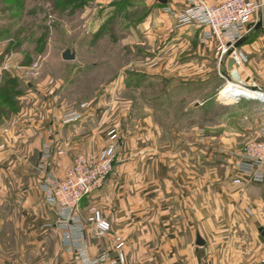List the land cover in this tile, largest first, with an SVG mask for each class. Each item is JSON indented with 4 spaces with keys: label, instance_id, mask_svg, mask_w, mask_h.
I'll use <instances>...</instances> for the list:
<instances>
[{
    "label": "crops",
    "instance_id": "obj_1",
    "mask_svg": "<svg viewBox=\"0 0 264 264\" xmlns=\"http://www.w3.org/2000/svg\"><path fill=\"white\" fill-rule=\"evenodd\" d=\"M96 1L105 3L104 16L114 9L112 18L141 3ZM199 1L215 6L227 0ZM143 3L149 8L146 17L129 22L128 27L136 36L141 30L153 41V47L158 46L150 50L153 59L148 67L152 77L160 72L172 77L179 74L175 81L181 87L197 85L200 90L214 85L222 75L230 77L228 61H219L218 43L202 41L208 28L199 22L177 28L176 17L166 11L185 12L190 8L189 0ZM107 22L103 20L97 32H87L75 41L76 62L71 66L74 78L65 87L47 80L36 85L27 83L28 91L23 92L22 72L18 69L24 67L9 64L21 50L13 52L8 63L0 64V86L13 80L11 86L19 93L15 113L11 106L0 110V264L87 263L81 253L64 247L58 228L59 212L45 200L44 174L39 167L48 145L52 150L49 173L63 178L76 156L94 159L105 151L109 129L126 137L121 160L104 186L82 201L80 215L86 222L90 209H98L111 222L112 232L106 238H95L87 230L88 259H97L112 249L119 237L124 242V264H264V185H237L230 164L225 168L227 176H221L214 166L209 167L213 171H206L203 158L198 154L196 159L188 156V146L179 149L174 141H165L166 131L152 106L136 95L141 84L131 79L123 77L115 82L110 93L137 91L128 102L130 108L134 107V120L132 112L127 113L130 108L115 107L104 91L91 103L70 98L76 77L98 68L96 62L91 67L77 64L79 52L84 47L86 53H95ZM258 42L243 46L242 52ZM236 69L240 72L238 66ZM172 77L163 82L168 84ZM163 100L166 98L159 102ZM85 104L87 108H83ZM69 113L81 114L82 118L66 124L64 117ZM247 210L253 215L249 216ZM117 258L112 249L111 261L105 264H120L114 263Z\"/></svg>",
    "mask_w": 264,
    "mask_h": 264
},
{
    "label": "rangeland",
    "instance_id": "obj_2",
    "mask_svg": "<svg viewBox=\"0 0 264 264\" xmlns=\"http://www.w3.org/2000/svg\"><path fill=\"white\" fill-rule=\"evenodd\" d=\"M55 1L57 8L52 0H0V64L8 63L12 53L21 50L11 58L9 64L24 67H16L22 72L23 92L28 91L27 83L36 85L48 80L50 84H62L63 87L71 83L74 78V69L71 66L76 62L77 55L76 40L87 32H97L106 19V33L97 42L95 53L90 55L83 47L77 63L91 67L96 62L98 68L94 72H85L76 77V88L70 98L74 102L86 99L85 101L91 103V100L98 98L104 91V95L108 94L111 102L116 103L115 107L121 110L130 108L128 102L137 91L125 89L113 93L114 95L110 92L113 89L111 86L122 81L123 77L131 79L134 83L141 84L136 95L141 102L148 105L150 103L152 106L158 116L157 121L166 131L165 141H174L173 145L179 149L188 146V156L196 159L195 154H198L203 158L206 171H213L209 167L214 166L219 168L221 176H227L228 169L225 168L230 164L231 174L239 176L236 171L238 155L255 139L264 121V102L233 99L237 96L233 92V84L240 83L246 89L250 87L264 91V30L258 34L252 33L253 31L248 33L247 36L253 34L249 44L257 39L259 42L256 47L243 52L247 63L238 66L240 72L235 67L238 79L222 75L214 85L205 90H200L197 85L184 88L175 81L179 74L173 77L163 72L157 73V77L150 75L152 72L149 71L148 63L153 59L150 50H155L158 46L153 47V41L141 30L136 36L128 27L129 22L140 21L146 17L149 8L143 2L147 0H141L140 6L127 13L122 10L121 15L114 18V9H109L108 16H104L105 3H97L96 0H83L86 3L83 7L79 5L80 2L68 5L66 0ZM83 44L85 45V41ZM7 51L11 52L5 55ZM66 53L74 54L75 60H66ZM229 58V54L225 55L223 63ZM171 77L173 81L168 84L163 82ZM19 84L18 82V87ZM58 93L60 89L55 95ZM164 98L166 101L163 100L161 104L159 99ZM152 100L156 101L153 105ZM85 105L88 107V104ZM186 109L188 112L184 113ZM134 111V107H131L127 112H132L131 120H134ZM15 112L16 110L13 111ZM74 114L76 113H69L64 119ZM129 128L132 129L131 126ZM112 131L118 135L124 148L126 137L123 134L121 136L117 130L109 129L107 139L109 140ZM127 131L131 133V130ZM143 140L147 143V139Z\"/></svg>",
    "mask_w": 264,
    "mask_h": 264
},
{
    "label": "built area",
    "instance_id": "obj_3",
    "mask_svg": "<svg viewBox=\"0 0 264 264\" xmlns=\"http://www.w3.org/2000/svg\"><path fill=\"white\" fill-rule=\"evenodd\" d=\"M190 8L178 13L172 9L166 10L177 19V28L190 26L199 22L208 28L202 41L215 40L219 45V61L223 63L225 55H230L236 62L235 67L247 63V58L236 48L251 31L258 21L259 14H264V0H227L215 6H208L199 0H189ZM258 96L264 94L261 89L250 88ZM259 92V93H258ZM264 102L258 97H242ZM234 99V98H233ZM87 106L84 105L83 108ZM81 114L70 115L65 118L66 124L81 120ZM122 144L115 131L110 132L107 149L97 158L88 159L78 155L72 167L63 178H58L49 173V163L52 159L51 147L46 145L40 165L44 174L42 190L46 202L58 209V228L62 234V242L69 252L78 251L87 260L86 264H105L110 262V253L115 250L118 258L115 262L125 263L124 242L117 237L113 248H108L97 259L87 257V230L95 238H106L112 232V224L105 219L96 208L90 209V216L85 222L80 215L82 201L101 189L107 179L115 174L119 162ZM236 171L239 176L235 184L244 185L247 182L264 185V121L261 123L255 139L250 141L238 155ZM249 216L253 215L247 210Z\"/></svg>",
    "mask_w": 264,
    "mask_h": 264
},
{
    "label": "trees",
    "instance_id": "obj_4",
    "mask_svg": "<svg viewBox=\"0 0 264 264\" xmlns=\"http://www.w3.org/2000/svg\"><path fill=\"white\" fill-rule=\"evenodd\" d=\"M52 2L54 4L55 8H57L56 7L57 1L54 2V0H52ZM66 2H67L68 5H71L72 3H79L80 2L79 5L82 6V7L85 6V4H86L83 0H66ZM59 11H61V9ZM260 32L261 31H254L253 30L252 33L258 34ZM251 36H246L241 41L242 42V45L249 44L251 42V40H250ZM10 52L11 51H7L5 53V55L10 54ZM13 83H14L13 80H7L5 86H3V87L0 86V110H2L4 107H9V106H11L12 112L14 110H16V109H14V107H15L14 106L15 105V98H16V95H19V93L15 91L14 87L11 86Z\"/></svg>",
    "mask_w": 264,
    "mask_h": 264
},
{
    "label": "water",
    "instance_id": "obj_5",
    "mask_svg": "<svg viewBox=\"0 0 264 264\" xmlns=\"http://www.w3.org/2000/svg\"><path fill=\"white\" fill-rule=\"evenodd\" d=\"M158 2H160L161 4H167V1L168 0H157ZM254 31H263L264 30V14H259L258 16V21L256 23V25L254 26ZM244 45H242V42H239L237 45H236V48L239 49L241 47H243ZM64 58L66 60H70V61H73L75 60V55L74 54H70V53H66L64 55ZM235 60L233 58H229L228 60V69H229V72H230V76L231 78L233 77V73L236 72L238 74V71L235 69ZM235 100H239L240 97L239 96H235L234 97ZM200 245H203L202 243H200Z\"/></svg>",
    "mask_w": 264,
    "mask_h": 264
},
{
    "label": "bare ground",
    "instance_id": "obj_6",
    "mask_svg": "<svg viewBox=\"0 0 264 264\" xmlns=\"http://www.w3.org/2000/svg\"><path fill=\"white\" fill-rule=\"evenodd\" d=\"M233 77H235V79H238V74L236 72L233 73ZM233 92L235 93V95L237 96H242V97H259L264 99V95L259 94L258 96H256V93L249 91L248 89H246L243 85H240V83H234L233 84ZM259 93V92H258Z\"/></svg>",
    "mask_w": 264,
    "mask_h": 264
}]
</instances>
